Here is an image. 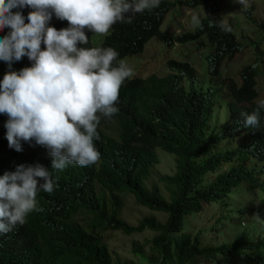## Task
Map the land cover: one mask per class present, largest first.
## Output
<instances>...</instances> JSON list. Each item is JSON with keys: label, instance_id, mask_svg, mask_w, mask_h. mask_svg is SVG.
Here are the masks:
<instances>
[{"label": "trees", "instance_id": "trees-1", "mask_svg": "<svg viewBox=\"0 0 264 264\" xmlns=\"http://www.w3.org/2000/svg\"><path fill=\"white\" fill-rule=\"evenodd\" d=\"M176 4L189 10L207 6L206 15L193 32L168 38L160 27ZM217 6V0L210 5L208 0H160L157 8L136 14L131 23L113 24L99 45H91L92 33H86L88 43L83 47L113 48L118 53L113 66H118V61L139 55L152 39L171 46L204 38L211 50L207 71L217 77L222 64L231 62L241 49L230 25V32L216 26ZM29 11L25 8L23 14ZM49 26L59 30L68 24L53 17ZM258 27L264 36V25ZM255 50L258 58V45ZM255 65L241 69L238 83L228 79L224 87L205 91L196 87L195 71L186 62H168L170 73L165 77L126 78L119 88L118 113L110 120L100 118L99 139L94 141L100 157L88 167L73 164L52 170L45 149L11 160L5 149L7 117L0 114V175L21 164L38 163L50 170L56 185L52 193H37L40 211L29 213L23 225L0 235V264H114L103 235L119 232L131 237L145 231L153 233L151 240L132 248L140 261L125 264L144 260L145 264H264V236L253 240L247 235L217 245L204 241L205 233H220V228L245 214L259 216L264 224L263 214L243 205L244 198L255 200L264 213V123L245 129L240 115L259 105ZM29 66L22 57L12 70ZM6 71L0 62V78ZM221 99L227 102L231 122L215 132L210 124ZM111 126L114 135L107 133ZM156 149L175 158V170L148 186L159 163ZM127 197L162 219L150 215L129 225L121 218ZM197 215L213 217V225L194 231L190 219ZM146 246L148 257L142 253Z\"/></svg>", "mask_w": 264, "mask_h": 264}, {"label": "clouds", "instance_id": "clouds-1", "mask_svg": "<svg viewBox=\"0 0 264 264\" xmlns=\"http://www.w3.org/2000/svg\"><path fill=\"white\" fill-rule=\"evenodd\" d=\"M233 3L242 10L250 6L249 0ZM159 4L160 0H0V32L8 29L0 36V62L8 69L0 78V114L7 117L5 149L11 160L45 149L56 171L98 161L94 141L99 139L100 118L110 120L118 113L119 88L132 71L123 62L113 66L118 53L111 47H83L86 33L103 35L113 24L131 23L136 14ZM25 8L30 9L26 16ZM53 17L68 26H49ZM191 23L199 24L198 16L192 15ZM216 26L231 31L223 21ZM22 57L30 66L12 70ZM262 112L264 101L251 113L241 112L243 127L258 128L264 123ZM55 186L50 170L38 163L21 164L0 175V235L40 211L37 193H52Z\"/></svg>", "mask_w": 264, "mask_h": 264}, {"label": "rangeland", "instance_id": "rangeland-1", "mask_svg": "<svg viewBox=\"0 0 264 264\" xmlns=\"http://www.w3.org/2000/svg\"><path fill=\"white\" fill-rule=\"evenodd\" d=\"M169 1L170 3H176V1L182 0ZM210 3H212V0H208V5ZM217 4L218 9L213 18L219 19L232 27L236 42L241 47L239 53L235 55V58L231 62H224L222 64L217 77L208 74L206 57L211 50L208 48L204 38H199L194 42L186 44H173L171 46L152 39L145 45L139 55L118 61V64L123 62L131 69L132 75L128 79H145L150 76L165 77L170 73L167 68L168 62H186L195 71L196 87L205 91L208 88L224 87L228 79L238 83V74L241 69L257 64L255 66L257 68L256 90L258 97L255 102L260 104V102L264 101V36L263 31L258 27V25H264V0H249L250 6L246 10H242L239 5L233 3V0H217ZM206 7L200 6L195 10H189L176 4L175 8L165 16L160 31L166 34L168 38L193 32L198 27V24L194 25L191 23V16L196 15L199 20L203 19L206 15ZM248 10L249 13H247ZM109 33L110 29L103 35L92 33L90 44L99 45L102 39ZM256 45H258V53L260 54L258 58H256ZM183 86L188 90L187 83H184ZM220 101L218 107L214 110L210 124L215 132H218L231 122L229 120L226 100L221 99ZM107 133L114 135V127L111 126L107 130ZM155 153L159 159V163L146 183L148 186L156 183L160 175H172L175 170V158L172 155L159 149H156ZM236 203L233 202V207H237ZM243 205L250 208L252 213L264 215L263 211L259 210L262 207L255 200L244 198ZM150 215L162 219V217L138 207L131 197L125 199L121 218L129 225L134 226L140 219ZM236 217L238 218V216ZM190 221H192L191 226L196 231L213 225L214 218L207 217L206 215H197L192 217ZM219 231L221 232L205 233V243L217 245L223 242H231L234 239L247 235L256 240V238L264 236V224L259 216L250 213L245 214L241 219H236L235 223L232 222L220 228ZM152 237L153 233L148 231L131 237H125L119 232H107L103 235V240L107 245L114 264H125L140 261V258L136 257L132 252L133 244L136 243L139 246H143ZM148 250L149 248L146 246L142 251L147 257L149 254ZM145 263L146 261L144 260L141 264ZM237 264L243 263L237 262Z\"/></svg>", "mask_w": 264, "mask_h": 264}]
</instances>
